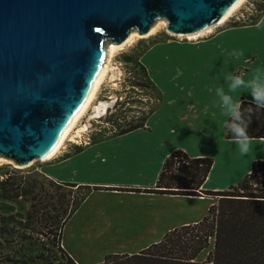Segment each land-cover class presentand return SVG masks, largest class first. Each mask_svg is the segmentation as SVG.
<instances>
[{"label": "crops", "instance_id": "0c3cea01", "mask_svg": "<svg viewBox=\"0 0 264 264\" xmlns=\"http://www.w3.org/2000/svg\"><path fill=\"white\" fill-rule=\"evenodd\" d=\"M216 37L209 42L165 40L153 44L141 60L164 97L146 128L88 144L83 151L65 159L55 155L42 166V171L62 182L145 189L156 187L171 152L183 149L192 157L214 159L202 188L224 190L242 180L254 160L264 159V138L250 137L249 153H239L237 145L225 135L224 124L229 117L219 107L216 88L223 86L227 92V72H237L248 80L254 69L264 67V16L254 25L229 26ZM229 50L243 55L231 56L227 68L212 72L211 68L218 64L216 56ZM230 95L235 101L240 102L242 97L253 101L243 89ZM216 202L217 198L209 196L94 190L65 224L63 245L75 258L66 242L68 235H74L76 241L101 242L113 240L115 234L128 242L147 241L138 248L121 250L136 253L161 240L169 230L200 221Z\"/></svg>", "mask_w": 264, "mask_h": 264}, {"label": "trees", "instance_id": "16d2710c", "mask_svg": "<svg viewBox=\"0 0 264 264\" xmlns=\"http://www.w3.org/2000/svg\"><path fill=\"white\" fill-rule=\"evenodd\" d=\"M250 4L251 12L231 26L254 25L262 19L264 0H251ZM161 41L165 40L141 41L119 56L128 67L129 85L145 94L146 102L133 107L127 103L131 101L119 97L115 110L109 109L100 117L110 126L93 134L90 142L74 144L59 159L78 154L88 144L146 128L164 94L141 57ZM240 102L242 109L256 107L244 97ZM225 135L231 139L227 130ZM248 135L264 138V109L254 110ZM213 163V157H192L176 149L166 158L156 187L145 189L62 182L36 167L24 170L1 165L0 264H79L63 245L65 224L94 190L105 188L209 196L217 202L200 221L169 230L161 240L137 253H108L98 264H264V159L254 160L250 172L224 190L202 188ZM211 238L214 249L206 260L198 261Z\"/></svg>", "mask_w": 264, "mask_h": 264}, {"label": "water", "instance_id": "95a60500", "mask_svg": "<svg viewBox=\"0 0 264 264\" xmlns=\"http://www.w3.org/2000/svg\"><path fill=\"white\" fill-rule=\"evenodd\" d=\"M242 0H0V158H47L87 109L112 45L200 33Z\"/></svg>", "mask_w": 264, "mask_h": 264}, {"label": "rangeland", "instance_id": "374dc122", "mask_svg": "<svg viewBox=\"0 0 264 264\" xmlns=\"http://www.w3.org/2000/svg\"><path fill=\"white\" fill-rule=\"evenodd\" d=\"M251 0H244L242 4L230 15L224 22L218 23L214 26H212L208 31H205L204 33H201L197 36H191L189 35H174L166 30V22L161 21L159 24L157 30L149 34L148 36H143L138 34L133 38V40L130 42H125L123 45L118 46L114 52L111 55V58L109 60V67L106 76L104 77L96 95L91 103V105L87 108V110L84 112V114L79 118L77 121L75 127L72 129L59 148V150L52 156H61L66 151H68L74 144H85L87 142H90L93 134L98 133L101 129L104 130L105 127H109L110 125L103 121L99 117L93 116L94 114V105L98 103L101 100H109L112 101L110 110H115V104L119 97L123 101L129 100L131 102V105L133 107H136L138 105H143L142 103L146 102V96L142 92L139 93L137 89H132L129 85V73L127 71L128 67L126 64L120 60V54L130 50L137 44H139L141 41L143 42H153L158 40H171L178 43H196V42H209V41H215L217 39V35L232 25L233 21L238 20L241 17H245L246 12H251L252 6H251ZM252 8V9H251ZM158 20V21H159ZM139 35V36H138ZM223 37L222 42L225 43L226 40ZM145 44V43H143ZM122 46V47H121ZM231 51H226L224 55L222 56H216L218 64L215 67H212V72L216 70L225 69L227 68V62L232 61L231 56L229 55ZM264 57V53L262 54ZM240 73V71H238ZM168 86V85H167ZM131 99V100H130ZM141 99V100H140ZM133 101V102H132ZM142 101V102H141ZM127 106V104H126ZM107 112V111H106ZM133 114V112H131ZM105 117V114H103ZM92 117V118H91ZM153 121H157V119H152ZM85 127V128H84ZM86 129V130H84ZM48 159H51L48 158ZM48 159H41L37 161H33L28 166L22 167L24 170L32 169V168H39L42 170V166L48 162ZM4 164H12L13 166H17L14 164L12 160H8L6 158H0V166ZM182 201H185L184 199ZM188 200L184 203L186 208V214L187 218L191 217V213L188 210ZM171 224V222H170ZM67 244L73 249L75 258H77L80 262L83 264H98L101 262L106 254L112 253V252H120V253H128V252H122L121 250L125 249H132V248H138L141 246L143 242L147 241H131L128 242L126 240H122V236L120 235H113V240L108 241H101V242H94L90 240L84 239L83 241H76L75 236L68 235L67 236ZM134 238V237H131ZM80 242V243H79ZM214 249V238L210 239L209 246L204 249L197 257L198 261H204L207 259L209 253ZM137 253V252H136Z\"/></svg>", "mask_w": 264, "mask_h": 264}, {"label": "clouds", "instance_id": "9594fccd", "mask_svg": "<svg viewBox=\"0 0 264 264\" xmlns=\"http://www.w3.org/2000/svg\"><path fill=\"white\" fill-rule=\"evenodd\" d=\"M229 55L239 58L243 53L234 50ZM224 77L227 81V92L223 86L216 88L219 107L223 114L230 118L225 121L224 127L231 134V143H235L239 153L245 156L251 149V140L248 135L251 115L254 110L264 109V67L254 69V74L248 80H245L237 72H227ZM241 89L251 94L256 106L255 109L251 106L242 109L241 102L235 101L230 95V93H235Z\"/></svg>", "mask_w": 264, "mask_h": 264}, {"label": "bare ground", "instance_id": "6f19581e", "mask_svg": "<svg viewBox=\"0 0 264 264\" xmlns=\"http://www.w3.org/2000/svg\"><path fill=\"white\" fill-rule=\"evenodd\" d=\"M243 1H244V0H242V2H243ZM242 2H241V3H237V4H235V9L230 10L229 13L226 15V17H225L221 22H219V23L224 22V21H225L230 15H232V13H233V12H234V11H235V10L241 5V4H242ZM161 21H163V20H159V21L157 20V23H156V29H151L150 34L154 33V32L157 30V28H158L159 24L161 23ZM163 22H165V21H163ZM210 28H211V27L207 28L206 30H204V31H202V32H200V33H193L191 36H197V35H199V34H201V33H204L205 31H208ZM137 34H138L137 31H133V32L131 33V35H130V37H129V40H128L127 42H129V41L131 42V41L133 40V38H135V36H136ZM138 36H139V35H138ZM121 45H123V44H121ZM118 46H120V45H112V46L109 48V50H108V56H107L106 59H105L103 75L99 78L97 84L94 86L93 97H87V108H88V107L91 105V103L93 102V100H94V98H95V95H96V93H97V91H98V89H99V87H100V85H101V83H102L104 77H105L106 74H107L108 67H109V60H110V58H111V55H112V53L114 52V50H115ZM121 47H122V46H121ZM111 105H112V101H109V100H101V101H99L98 103H96V104L94 105L95 108H94V113H93L94 115H93V116H95V117L103 116V114H106V113H107L106 111H108L109 108H111ZM86 110H87V109L81 110V111L77 114L75 120L71 123L69 129L65 132L63 138L59 141V143H58V145H57V148H56V152L59 150V148L61 147V145L63 144V142H64L65 139L67 138V136L69 135V133H70L71 131H73L72 129L75 127L77 121H78L79 118L84 114V112H85ZM91 118H92V117H91ZM84 128H85V127H84ZM84 130H86V129H84ZM56 152H52V153L49 154V156H47V158H45V159H48V158L52 157Z\"/></svg>", "mask_w": 264, "mask_h": 264}]
</instances>
